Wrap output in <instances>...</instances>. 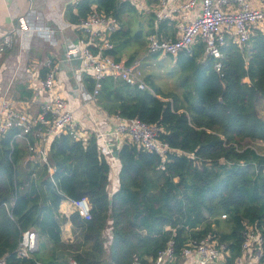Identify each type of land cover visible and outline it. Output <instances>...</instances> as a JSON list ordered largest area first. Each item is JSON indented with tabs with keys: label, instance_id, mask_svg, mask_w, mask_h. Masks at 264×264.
<instances>
[{
	"label": "trees",
	"instance_id": "1",
	"mask_svg": "<svg viewBox=\"0 0 264 264\" xmlns=\"http://www.w3.org/2000/svg\"><path fill=\"white\" fill-rule=\"evenodd\" d=\"M93 10L118 23L109 37L112 48L103 50L115 61L133 63L138 52L128 49L147 47L145 38L156 34L153 14L142 15L128 1L79 0L65 14L78 25ZM134 19L145 28L132 32ZM219 51L214 59L198 42L190 53L166 55L174 61L167 92L150 75L144 79L151 91L112 76L100 82L96 104L105 113L162 128L160 140L175 151L165 162L127 142L118 150L113 179V158L104 156L92 134L82 140L62 134L49 147L52 182L46 167L25 161L26 147L13 140L16 129L0 137V258L6 264H148L171 241L173 264H180L188 240L212 234L226 245L231 263L241 254L247 226L264 234V156L243 144L264 141L258 112L264 102V32H253L241 49L226 42ZM83 84L92 91L90 76H83ZM82 198L90 205L88 219L59 213L64 199ZM66 222L74 231L67 242L61 237ZM30 229L38 248L17 257Z\"/></svg>",
	"mask_w": 264,
	"mask_h": 264
},
{
	"label": "built area",
	"instance_id": "2",
	"mask_svg": "<svg viewBox=\"0 0 264 264\" xmlns=\"http://www.w3.org/2000/svg\"><path fill=\"white\" fill-rule=\"evenodd\" d=\"M156 2L154 15L157 20L161 21L168 17L170 19L175 13L181 15V20L177 24L178 33L175 39L150 35L146 54L176 56L182 51L190 53L196 43L202 42L204 54L219 59L221 57L219 46L230 42L241 49L253 32L256 30L264 32V0H258V4L255 0H183L178 6L177 0ZM18 24L21 29L29 30L23 18L18 19ZM76 28L80 33V48L66 51L65 58L72 66V70H76L72 60L79 53L81 65L94 81L92 91L88 92L82 83H78L73 90L77 91L76 95H73V92L70 94L63 87L56 92L54 66L49 61L46 64L48 72L35 87L36 91L41 90L49 94L37 113L29 111L30 107H26L27 102L13 100L7 93L0 95V137L16 129L13 140L20 141L26 147L25 161L46 167L52 182L53 168L49 161V147L51 141L62 134H67L75 140L87 139L92 134L100 143L104 156L113 159L117 158L112 149L113 142L123 136L125 137L123 144L132 143L144 151L157 154L161 161L165 162L175 151L160 140L162 128L157 124H147L136 118L126 119L118 115H108L109 122L115 124L111 132L104 131L102 127L106 123L101 122L89 128L91 133H86L82 129L84 124L75 120V117L80 116L83 106L96 104L100 82L106 76L119 78L140 90L151 91L140 69L139 60L126 64L125 59L115 61L113 57L103 55V50L112 48L109 37L118 29L115 18L93 10L76 25ZM11 44L12 34L6 32L0 42V53L9 49ZM215 67L216 71H219L220 64L216 63ZM248 147L264 156V141H254ZM113 171L114 169L112 174ZM70 201L75 212L88 219L90 205L87 199ZM225 217L221 215L222 219ZM37 248L38 235L36 231L30 229L23 232L15 252L17 257L27 258ZM228 257L226 245L221 244L212 234H208L198 242L188 240L181 251L180 264H264V234L252 226H247L243 233L241 254L231 263H228ZM175 261L173 243L170 241L155 259H149L148 264H173ZM0 264H6L4 257L0 258ZM69 264L76 263L70 260Z\"/></svg>",
	"mask_w": 264,
	"mask_h": 264
},
{
	"label": "crops",
	"instance_id": "3",
	"mask_svg": "<svg viewBox=\"0 0 264 264\" xmlns=\"http://www.w3.org/2000/svg\"><path fill=\"white\" fill-rule=\"evenodd\" d=\"M78 1L0 0V42H2L6 32L12 34L11 47L0 53V95L7 93L13 100L27 102L26 107H30L29 111L34 114L37 113L40 105L47 100L49 94L41 90L38 92L35 87L38 85L37 82L43 79L48 72L46 64L49 61L56 69L57 80L54 88L56 92L63 87L71 94L78 83L83 84V76L88 75V73L81 65L79 53L72 60V65L76 67V70H72V66L65 58L66 51L80 48V33L76 25L69 23L65 14L67 6L75 5ZM121 1H128L135 7L136 11L141 12L144 16L153 14L155 17L156 0ZM182 1L177 0L176 6ZM255 1L258 4V0ZM256 3L253 4L257 5ZM180 16L179 13H175L170 16V19L168 17L161 21L155 18V35L175 39L178 33L177 24L181 20ZM19 18L26 21L29 30L20 28ZM159 24H163L162 32H158ZM136 60L139 59L136 58ZM27 94L31 95L27 97ZM72 94L76 95L77 91ZM64 96L69 98L67 94ZM108 118V114L97 104H89L83 106L80 116L75 117V120L77 119L84 124L82 129L86 133H91L89 128L93 127L94 124L97 126L101 122L106 123L102 129L111 132L115 124L110 123ZM124 142L125 137L122 136L112 145L117 157L113 159V168L116 169L111 176L113 179H116L120 169L118 150ZM73 212L75 210L71 201L64 199L60 203L59 213L68 217ZM72 230L70 222L63 224L61 226L62 240L65 242L72 240L74 237Z\"/></svg>",
	"mask_w": 264,
	"mask_h": 264
},
{
	"label": "rangeland",
	"instance_id": "4",
	"mask_svg": "<svg viewBox=\"0 0 264 264\" xmlns=\"http://www.w3.org/2000/svg\"><path fill=\"white\" fill-rule=\"evenodd\" d=\"M138 21L140 20L134 19L129 22V24L131 25L132 32H136L142 28H145L146 25H144L143 23L141 25V21L140 23ZM143 22L145 23V21ZM146 39L147 38H145L143 42L144 44ZM134 51L138 52L136 56L139 59L140 69L142 70L144 77L150 75L153 82L158 86H160L164 92H167L169 88H173V83L169 76V72L173 67V62H174L173 60L168 59V56L166 55H160L157 59L152 58L151 55L145 54L146 47H144V45L132 44V47L128 49V52H134ZM53 71L55 73V80H57L56 69L54 68ZM258 112L261 117H264V102H262L258 106ZM251 143L252 142L250 140H246L243 142L245 146H250ZM72 234L74 235L73 230H72Z\"/></svg>",
	"mask_w": 264,
	"mask_h": 264
}]
</instances>
